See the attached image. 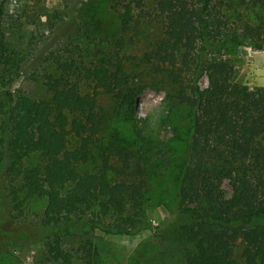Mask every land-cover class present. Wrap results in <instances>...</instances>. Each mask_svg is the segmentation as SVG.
I'll list each match as a JSON object with an SVG mask.
<instances>
[{"label":"trees","instance_id":"trees-1","mask_svg":"<svg viewBox=\"0 0 264 264\" xmlns=\"http://www.w3.org/2000/svg\"><path fill=\"white\" fill-rule=\"evenodd\" d=\"M8 1L0 0V244L34 241L37 264H105L106 236L152 227L153 179L170 173L174 216L145 264H264V86L237 81L230 54L264 49V0L114 2L119 27L107 40L90 27L107 0L68 10L27 0L17 12ZM23 79L43 92L15 87ZM146 87L166 91L159 122L186 127L180 158L173 137L136 121Z\"/></svg>","mask_w":264,"mask_h":264},{"label":"rangeland","instance_id":"rangeland-1","mask_svg":"<svg viewBox=\"0 0 264 264\" xmlns=\"http://www.w3.org/2000/svg\"><path fill=\"white\" fill-rule=\"evenodd\" d=\"M27 0H9L8 11L17 12L20 5ZM77 1V0H76ZM75 0H44V5L61 7L62 10L70 9L76 3ZM84 1V0H82ZM105 1V10L102 14L101 22L98 26H90L96 29L97 37L100 40L112 39V35L117 33L119 27L118 12H113L111 4L114 2H121L118 8L124 9L127 2L130 0H107ZM94 9L92 11L95 12ZM98 11V10H97ZM100 11V9H99ZM98 11V12H99ZM85 18L90 19L85 15ZM74 29V28H73ZM72 29V30H73ZM143 41V40H141ZM138 39L133 44V52L140 51L141 43ZM236 60L237 72L236 79L239 82L248 84L251 88L257 86H264V49H256L251 45H243L236 47L230 53ZM209 79L204 75L200 79V85L207 87ZM23 85L32 90L33 94H41L43 92L41 86H37L36 82L26 79L18 81L15 87ZM166 91L158 90L152 87H146L141 93L136 109V121L138 124L151 123L154 125L155 131L159 138H166L173 140L171 146L180 158L186 151V133L183 122L174 120L169 125L159 122L161 115L168 113V107L165 101ZM3 172V169H2ZM0 171V202L3 201V187L4 178ZM225 188L232 192V186L228 180L224 182ZM177 184L174 181L172 174L168 173L163 177V180L153 179L152 200L147 206V216L152 226L150 229H143L134 234H109L106 236V260L105 264H145L146 260L151 259L152 248L158 247L159 234L157 232L165 227L166 220L172 219L174 214L172 212V205L174 203ZM43 202H40L33 209L41 212ZM1 207V204H0ZM36 214V213H35ZM36 216V215H34ZM151 242L152 245L148 243ZM148 244V245H147ZM154 244V245H153ZM151 250V251H150ZM150 251L149 253H147ZM38 245L32 241L26 244L16 242L15 244H0V264H37L38 260Z\"/></svg>","mask_w":264,"mask_h":264}]
</instances>
